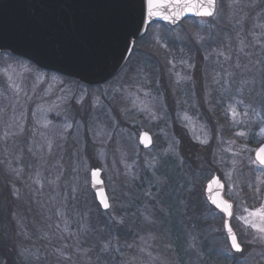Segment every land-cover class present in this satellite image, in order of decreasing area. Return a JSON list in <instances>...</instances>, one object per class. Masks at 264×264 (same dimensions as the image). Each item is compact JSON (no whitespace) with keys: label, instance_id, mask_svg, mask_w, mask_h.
<instances>
[{"label":"rangeland","instance_id":"1","mask_svg":"<svg viewBox=\"0 0 264 264\" xmlns=\"http://www.w3.org/2000/svg\"><path fill=\"white\" fill-rule=\"evenodd\" d=\"M194 19L149 26L97 87L0 53V245L12 264H200L201 214L207 250L264 264L251 226L264 219L250 215L264 208V168L253 162L264 113L240 95L257 87L255 72L264 83L254 59L264 53V0H222L219 12L216 3L211 17ZM141 132L152 140L146 150ZM94 168L109 203L99 214ZM213 175L232 203L236 258L223 216L191 203V194L205 201Z\"/></svg>","mask_w":264,"mask_h":264},{"label":"water","instance_id":"2","mask_svg":"<svg viewBox=\"0 0 264 264\" xmlns=\"http://www.w3.org/2000/svg\"><path fill=\"white\" fill-rule=\"evenodd\" d=\"M141 4L142 0H0V51L28 60L42 70L95 86L121 70L134 41L144 35L150 24L175 26L186 18L211 17L186 12L174 23L148 17L141 22ZM215 8L216 0L213 14ZM172 11L169 9L166 14ZM145 134L149 139H144ZM151 143L147 132L139 134L141 148H148ZM262 145L255 149L254 161L256 150ZM89 187L101 210H107L101 204V194L107 196L99 169L90 170ZM203 193L208 204L223 214V231L231 251L240 253L231 248L228 238L230 216L212 203L216 200L218 204L231 205L223 198V183L213 175Z\"/></svg>","mask_w":264,"mask_h":264},{"label":"snow or ice","instance_id":"3","mask_svg":"<svg viewBox=\"0 0 264 264\" xmlns=\"http://www.w3.org/2000/svg\"><path fill=\"white\" fill-rule=\"evenodd\" d=\"M215 7V0H142L141 4V22L145 17L148 18H160L164 20H168L169 22H175V20L179 19L181 14L186 12H191L197 16H212L213 10ZM173 10L172 14H166L167 10ZM233 114L235 115V110L233 109ZM186 119H189L187 116ZM71 125H68L70 127ZM261 135H264V128H261ZM238 135L243 136L245 133L241 132ZM144 139H149L147 134H145ZM150 142V141H149ZM206 142V141H204ZM257 159L253 161L254 163L258 162L261 166H264V145L256 150ZM97 173L93 172V177H95ZM213 204H216L217 207H221L223 211L227 213V215L231 216V205L230 204H218L216 200L212 201ZM101 204L105 209L109 208V203L107 198L101 194ZM247 211V210H246ZM250 215L253 216H261L264 219V208L251 212ZM248 223V221H245ZM253 228L257 229V231L261 234L259 236V240L264 242V227L253 223L251 225ZM228 238L231 241V248L236 252H242V248L240 243L237 241L236 235L233 233L231 227H227ZM107 246H105V250Z\"/></svg>","mask_w":264,"mask_h":264},{"label":"trees","instance_id":"4","mask_svg":"<svg viewBox=\"0 0 264 264\" xmlns=\"http://www.w3.org/2000/svg\"><path fill=\"white\" fill-rule=\"evenodd\" d=\"M216 3H217V12H219L220 11V7L222 6V0H216ZM189 20H192L193 22L196 21V19H194V18L185 19L183 21H189ZM153 24H161L162 25L163 23H153ZM240 40H243V37H242L241 34L239 35L238 40H235L236 42L234 41V43L235 44L237 43V45H239V43L241 42ZM248 41H250V40H248ZM134 48H135V46L133 47V50H134ZM133 50H132V52H133ZM241 57L245 58V56H241ZM254 59L259 61V62L264 63V53H263V55L260 54L258 57L255 56ZM242 60L244 61V63H247L246 60H244V59H242ZM257 74H258V72H255L254 73V78L251 77V79L254 81L253 82L254 83L253 86H257V87L254 88L251 91H246L245 89L241 88L240 95H242V98L244 100H246L247 102H250L251 104H253L254 107L260 108L263 111V113H264V98L259 95V90H258V87H259L258 85H260L262 90H264V83H263V81L258 79ZM65 79L72 80V79H69V78H66V77H65ZM72 81H74V80H72ZM94 87H97V86H94ZM246 93H249L248 97H246V95H247ZM191 198H192L191 199V203L194 206L193 207L194 208V212H196V213H199V211L202 212V210H203L202 208L203 207H204V209L208 208V210L210 209V210L216 211L212 206H210L206 202V200L202 201V203L205 202V205L207 207L205 205H202V203H201V198L202 197H201L200 193L198 195V198H200V201L198 200V198L194 199L192 194H191ZM250 199H251L250 196H248L246 200L249 201ZM94 205H95V208L97 210V214L101 213L102 210L100 209V207L97 205L96 202H94ZM217 213H219V212L217 211ZM202 216H204V215L201 214L200 218H199L200 226L199 227L197 226L198 227L197 229L200 232V236L198 237L199 245H200L199 263L200 264H233L234 261H229L228 258H227V255H225L223 251L219 252L218 248L210 246L209 250L206 249V246H205L206 242H203L202 235L204 236V234H206L205 236L211 237L210 233L212 231H211L210 225H208V221L207 220L206 221L203 220ZM221 234H222V238H223L224 244H226L225 243V240H226L225 235H224L223 232H221ZM0 243L2 244L3 241H1ZM5 247H6V245H5ZM253 248H257V246H253ZM240 254H241V252L240 253H233L232 254V258H236ZM0 255H1V258L3 259V262H5V264H12V260H13V257H14L13 253H11V254L7 253L6 250H4V247H2L1 245H0ZM11 256H12V258H11ZM13 264H14V262H13Z\"/></svg>","mask_w":264,"mask_h":264},{"label":"flooded vegetation","instance_id":"5","mask_svg":"<svg viewBox=\"0 0 264 264\" xmlns=\"http://www.w3.org/2000/svg\"><path fill=\"white\" fill-rule=\"evenodd\" d=\"M0 53H3L4 54V53H7V52L0 51ZM182 142H184L185 145L187 144L186 141H182ZM182 142H179L178 144L180 145ZM148 148H150V147H148ZM148 148H144V149L146 150ZM262 256H263V254H262Z\"/></svg>","mask_w":264,"mask_h":264}]
</instances>
